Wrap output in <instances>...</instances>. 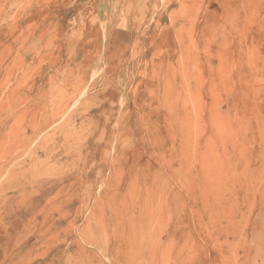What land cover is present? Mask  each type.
<instances>
[{
	"label": "rangeland",
	"instance_id": "374dc122",
	"mask_svg": "<svg viewBox=\"0 0 264 264\" xmlns=\"http://www.w3.org/2000/svg\"><path fill=\"white\" fill-rule=\"evenodd\" d=\"M0 264H264V0H0Z\"/></svg>",
	"mask_w": 264,
	"mask_h": 264
},
{
	"label": "bare ground",
	"instance_id": "6f19581e",
	"mask_svg": "<svg viewBox=\"0 0 264 264\" xmlns=\"http://www.w3.org/2000/svg\"><path fill=\"white\" fill-rule=\"evenodd\" d=\"M221 174H220V178H219V176H218V178H217V184L214 186V191L215 190H217L220 186H219V181H221V183L220 184H224L225 182H226V180L227 179H229L230 178V176L232 177V173H231V171H229V170H227V169H222L221 170V172H220ZM207 175L208 174H206V173H204V175H203V177L205 176V178H202V181H201V185H200V191H201V194L200 195H204V198L205 197H208L209 196V198H211L210 197V195H211V188L209 187L210 185H209V178L207 177ZM207 177V178H206ZM248 178V177H247ZM221 179V180H220ZM232 179H230V181H231ZM229 182V181H228ZM199 185V184H198ZM228 185V184H227ZM198 188H199V186H198ZM248 191V190H247ZM247 193V192H246ZM189 194V193H188ZM191 194V193H190ZM217 200V199H216ZM204 201H206V200H204ZM208 201H209V199H208ZM204 203V202H203ZM192 204V203H191ZM193 205V204H192ZM204 205H206V202H205V204ZM229 206H230V204H229ZM222 207V206H221ZM205 207L203 206V210H205L204 209ZM200 209V208H199ZM206 209L208 210V208H207V205H206ZM210 209V208H209ZM206 210V211H207ZM222 210V209H221ZM205 211V212H206ZM220 212V211H219ZM190 213V212H189ZM221 213V212H220ZM195 214V213H194ZM206 214V213H205ZM201 215V214H200ZM199 219V218H198ZM207 222V221H206ZM201 226V225H200ZM192 228V227H191ZM193 231V230H192ZM187 234V233H186Z\"/></svg>",
	"mask_w": 264,
	"mask_h": 264
}]
</instances>
